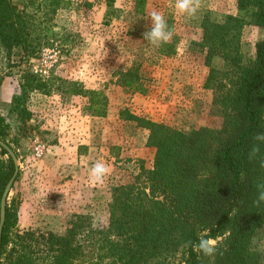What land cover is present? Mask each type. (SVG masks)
<instances>
[{
	"label": "rangeland",
	"instance_id": "1",
	"mask_svg": "<svg viewBox=\"0 0 264 264\" xmlns=\"http://www.w3.org/2000/svg\"><path fill=\"white\" fill-rule=\"evenodd\" d=\"M13 0L31 23V46L0 50V115L8 124L6 142L19 160L7 204L16 211L14 231L63 234L74 215L95 227L107 223L112 187L132 182L141 167L151 168L155 147L148 129L132 116L186 132L218 128L222 113L205 87L208 66L201 46V21L245 15L236 0H201L195 17L180 15L175 0ZM161 12L172 39L153 47L142 33L150 13ZM264 28L246 24L241 33L244 60L254 55ZM212 64L223 67L220 56ZM134 71L144 91L124 85L122 73ZM32 81L33 87H25ZM77 87L96 89L108 99L97 115ZM19 96L21 113L12 110ZM7 159V154L0 152ZM111 168L102 185H92L91 166ZM252 245L264 264V225ZM181 253L174 257L181 264Z\"/></svg>",
	"mask_w": 264,
	"mask_h": 264
},
{
	"label": "trees",
	"instance_id": "2",
	"mask_svg": "<svg viewBox=\"0 0 264 264\" xmlns=\"http://www.w3.org/2000/svg\"><path fill=\"white\" fill-rule=\"evenodd\" d=\"M144 0H138L141 6ZM59 0H51L58 6ZM245 15L227 14L223 21L204 16L201 46L208 74L205 87L222 113L218 128L199 126L189 132L132 116L148 129L147 145L155 147L151 168L141 167L132 182L110 190L107 223L95 227L85 215H74L63 234L14 231L15 209L6 204L0 245V264H259L261 254L252 245L264 225V203L254 204L256 185L264 182V36L254 55L244 60L241 33L246 24L264 28V0H236ZM31 23L24 8L0 0V50L31 46ZM220 56L223 67L212 64ZM125 86L143 92L133 70L122 73ZM1 81V74H0ZM32 81L25 87H33ZM89 107L106 114L102 91L77 87ZM19 96L12 110L19 108ZM8 124L0 115V138ZM254 143L260 153L249 159ZM0 197L14 170L13 160L0 146ZM204 229L219 237L217 252L206 257L193 251Z\"/></svg>",
	"mask_w": 264,
	"mask_h": 264
},
{
	"label": "clouds",
	"instance_id": "3",
	"mask_svg": "<svg viewBox=\"0 0 264 264\" xmlns=\"http://www.w3.org/2000/svg\"><path fill=\"white\" fill-rule=\"evenodd\" d=\"M201 6V0H175L174 8L180 15H186L189 18L195 17ZM151 27L145 30L142 35L144 40L147 41L153 47H160L163 44L168 43L173 35L174 31L169 28L164 15L153 10L150 13ZM254 141L264 142V133H258L253 137ZM260 153V146L258 143H254L249 152V159H254ZM261 167H264V160L261 161ZM111 173V168L108 164L97 161L95 162L89 171L88 179L92 185H102L104 179ZM264 203V182L256 185V197L254 204L259 206ZM209 229H204L200 234L198 241L193 243L188 241L193 251L202 254L206 257H213L217 252L219 237L212 238L208 236Z\"/></svg>",
	"mask_w": 264,
	"mask_h": 264
},
{
	"label": "water",
	"instance_id": "4",
	"mask_svg": "<svg viewBox=\"0 0 264 264\" xmlns=\"http://www.w3.org/2000/svg\"><path fill=\"white\" fill-rule=\"evenodd\" d=\"M0 146L4 148L7 151V153L11 156L13 160V165H14V170L12 172V175L8 179L3 189V192L1 194V197H0V245H1V235H2V228H3L4 220H5L7 198H8L9 191L12 188L14 180L19 171V160L13 148L1 138H0Z\"/></svg>",
	"mask_w": 264,
	"mask_h": 264
}]
</instances>
